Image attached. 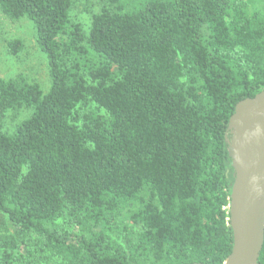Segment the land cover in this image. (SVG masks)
<instances>
[{
  "label": "trees",
  "instance_id": "16d2710c",
  "mask_svg": "<svg viewBox=\"0 0 264 264\" xmlns=\"http://www.w3.org/2000/svg\"><path fill=\"white\" fill-rule=\"evenodd\" d=\"M75 1L0 0L34 24L51 79H0V226L16 234L0 264H223L226 134L264 91V0H102L87 30Z\"/></svg>",
  "mask_w": 264,
  "mask_h": 264
},
{
  "label": "water",
  "instance_id": "95a60500",
  "mask_svg": "<svg viewBox=\"0 0 264 264\" xmlns=\"http://www.w3.org/2000/svg\"><path fill=\"white\" fill-rule=\"evenodd\" d=\"M226 143L234 170L230 201L234 246L223 264H259L264 244V91L237 104Z\"/></svg>",
  "mask_w": 264,
  "mask_h": 264
},
{
  "label": "rangeland",
  "instance_id": "374dc122",
  "mask_svg": "<svg viewBox=\"0 0 264 264\" xmlns=\"http://www.w3.org/2000/svg\"><path fill=\"white\" fill-rule=\"evenodd\" d=\"M102 0H76L72 13L73 21L80 23L87 30L94 14L101 11ZM20 41L22 50L11 54L8 50L10 42ZM24 77L28 82L37 84L47 94L51 89V79L45 55L37 44V33L34 24L27 20H10L0 12V79ZM27 110L10 111L4 118V129L8 133L15 131L17 125L27 119ZM0 226V263L4 252L3 244L16 237L15 228L6 217Z\"/></svg>",
  "mask_w": 264,
  "mask_h": 264
}]
</instances>
